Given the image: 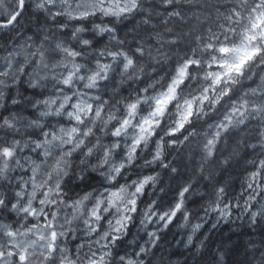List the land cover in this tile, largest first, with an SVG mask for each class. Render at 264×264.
<instances>
[{
  "label": "clouds",
  "instance_id": "1",
  "mask_svg": "<svg viewBox=\"0 0 264 264\" xmlns=\"http://www.w3.org/2000/svg\"><path fill=\"white\" fill-rule=\"evenodd\" d=\"M0 264H264V0H0Z\"/></svg>",
  "mask_w": 264,
  "mask_h": 264
}]
</instances>
